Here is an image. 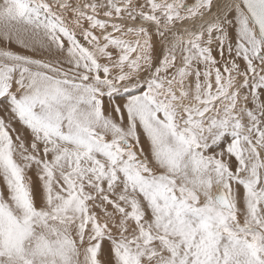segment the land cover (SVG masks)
<instances>
[{"label":"bare ground","instance_id":"obj_1","mask_svg":"<svg viewBox=\"0 0 264 264\" xmlns=\"http://www.w3.org/2000/svg\"><path fill=\"white\" fill-rule=\"evenodd\" d=\"M24 1L25 0H0V27H1L0 28V39L1 40L4 39V40L11 41L12 39H14V37L8 36V35L15 34L14 32L18 28L10 29L8 31H4L1 29L3 28V26L6 27L7 21H13V24H16L17 18L20 16V15L18 16V13H23L26 10V6L23 5ZM74 1L77 2V4L79 3L80 6L77 5L78 7L85 8L86 10L90 9L87 6V4H85L86 2L78 1V0H74ZM226 1L222 0L223 3H226L224 8H223L224 4L221 6L220 1L218 2V4L220 5L219 8L221 10L227 9V8L230 10V12H228L230 13L228 16V20H230V22L233 21V24L235 26L232 29L235 28L234 30H238L246 35L248 39L249 47L251 45H256V42L258 39L254 40V38L252 37L251 35L252 30L250 28V24L248 23V21L245 20L241 12L237 10L234 6H228L227 4L228 2ZM188 4L189 5L187 6L191 5L190 3ZM21 6H22V9L24 10L22 12H18L17 9L21 10ZM78 7L77 9H79ZM132 10L133 9H131L130 12H133ZM217 11L219 10H216V12ZM135 12H133L132 14H134ZM133 18L137 19L136 17H133ZM124 19L125 21L124 20L123 21L126 23L127 20L126 18ZM200 19H204V18L200 17ZM146 20L150 21V19H146ZM209 23L211 22L209 21ZM195 24L197 25V23ZM130 25L132 24L130 23ZM145 26L144 28L147 29L146 33L148 35V32L150 31V30L148 31V28L152 29V26L150 27L147 26V28ZM169 27H173V29H167ZM28 28L26 29L28 30ZM37 29L41 31H38ZM165 29L167 32H170V33L169 34L167 33L166 35H162L160 39L158 40L153 37V34L152 35L149 34L150 40L148 42L149 43L153 42L155 47H160V48H162L161 46L163 43H168L170 45L168 44L167 45L171 47L175 43L177 44V46L179 44L182 45L181 43H183V39H182L183 37L181 38L182 36L181 31H183L184 29H182L180 23H173L172 25L170 23V25L167 26ZM47 31L48 30L46 29V25L39 22V25H36V27H34V25L32 26L31 30H29V33L32 32L33 33L32 36L34 37L38 32H42L43 35L44 34L47 35L46 33ZM104 31L98 30V32L100 33H104ZM149 33H152V31ZM45 35L43 36L44 38H42L43 40L42 39L40 40V38H38L41 44L39 45L35 44L33 48H31L30 46H27L31 48L29 52L34 55V56L33 55L30 56L32 57L33 60L29 64L30 66L33 67L34 70L30 71L26 67V63L16 64V63L11 62L8 58H4V56H0V83L2 84L1 80H4L6 84L10 83L12 86H15L17 88V91L15 90L16 94H12V97L13 99L14 97L15 98L19 97L20 99H17V98L16 99L22 101V102L18 101L17 103L19 105L15 104L13 107H10V106L13 104L14 100L8 101L10 103L9 111H6L5 109L6 107H3V103L4 105L9 104L7 100L0 102V197L3 198L2 201L6 200L5 202H7V205H5L0 200V216L3 217L2 218L3 221L0 225V228L4 226V231L0 229V264H10L13 261L11 260L10 262L9 260L14 259L16 257L24 258V259L29 258L30 264H91L89 261L90 255H89L88 250L85 248H82L81 250L82 253H81L78 248L79 245L77 244H79V242H82V243L85 242V239H87L89 236H92L94 238L95 235H98L95 232H102L104 233L105 236L107 235V237L110 238L107 241L112 242L113 243L112 245L115 246V247H112L114 251L111 249V247L107 248V246H105L106 251L111 250L113 253H115L116 252L115 249H118L122 251L123 254L126 255V257L130 258V262H132L133 260H135V258H137V260L140 261V264H144V262L147 261V259L149 260L151 258V261L147 264H161L163 263V261H165L164 264H189L188 261L186 260V253L182 252V249L179 247L185 248L186 246L188 247L190 246V243L193 242L191 240L195 238L194 236V238H192L190 242L188 240L193 231L190 232V230L184 229L182 225L178 226L180 219L176 215L169 214V207L171 208V204H167L168 202L165 205L163 204L166 207L163 209L161 213V217H160L159 211L152 210L150 211V214H149L151 222H148L149 220L146 218H140L138 215V212L142 211L143 209L136 208L137 207L136 203L135 201H133L134 198L140 197L138 196V194H140V191H138L137 192L138 194L135 195L134 193H136V188H137L136 185L131 184V186L128 188L127 187L128 184L125 185V183H128V179H130V177L132 179L133 178L136 179L135 174L142 173L145 171V169L146 170L154 169V171L157 172L160 167L161 169L164 167L166 170V168H168L167 162L171 159V161H169L168 164H170L171 162H174L175 164L176 162L182 164V171L181 172L177 171L178 173L177 177L181 178L182 181H184L186 185L188 186L191 185L195 187V189L197 190V193L200 196V201L201 199L202 200L205 199L204 201L207 202V199L209 200L211 196H212L211 199H214L215 193L219 191L220 189H224L230 201L232 210H233V206H232V203H231L226 187L225 186L222 187V185H219L221 187L216 189V191L214 192L212 191L213 193H211L209 192L208 189L206 190L203 188L202 186L203 184L201 185V183H199L200 181H202L200 180V178H199L200 181L197 180L198 181L197 182L196 179L198 178L195 179L193 176H191L192 171H194L195 173L196 169L198 173L199 169L197 167L198 166L197 162H200V161L196 160L197 161L196 162L195 159L192 157V155L185 154L186 152L185 153L183 152L185 154V155L183 154L184 156L182 157L180 156L182 154L183 147L181 146V143L179 144V142H181L179 141V138H180L179 134L174 133L175 134L173 135L174 138L173 140H171L170 137H168L169 135L167 136L164 134L161 135L160 131H155V133L157 132L159 133L158 135H154L153 130L151 132L149 131L153 126H150V124H148L149 122H147L149 119L148 115L151 116L152 118L153 117L152 112L154 111L153 109L158 108L156 106L157 102L156 101L151 102L150 97H149L150 99L149 100L147 97H144V96L142 97V95L138 93L140 97H137L139 98L137 99L134 97V92H132L131 95L133 97L130 96V93L128 96H130L131 98L127 96L130 99L135 98V100L132 101L130 99L129 100L126 99L127 94L124 92L125 90L122 92L120 91V92L122 94L123 92L124 94H126L124 96V99L126 100H122L120 98L121 96H119L118 94H121V93L115 92V93L110 94L109 98L111 99V101L117 100V102H120L119 99H121V103H123V101L125 102L124 105L126 106L128 105V107L132 105L134 107L133 108L131 106L133 109L131 108L132 110L129 109L127 111L126 110L127 107L125 106L126 111L121 116V119H118L116 122L115 121L112 122L113 120H111L112 118L109 117L108 114H107L108 117L105 118V120H103L100 117V114L102 113L101 110L103 109L102 107L103 102H101V104L97 103L99 105H96V106L93 105L92 103L94 108L91 107L90 110H88V108L86 107L85 102H84L85 104L77 102V101H80L81 99L76 98V94L80 91L81 93L82 91L84 92V90H86L87 87L82 86V85L78 87L74 83L67 82V79L75 81V78L72 77V75H77L78 77L83 76V78H85L88 76V74H86L85 72H81L79 70H72V69L70 70L69 73L64 72L61 66L62 61L59 59L53 58L52 60H50L49 58H46L49 61L47 60L44 61V60H40L42 59L40 58L38 61V58L35 57L34 53H41V51H43L44 49H54V50L57 49L55 46H53V43L49 41L48 37H46ZM180 40H182L181 43H180ZM13 45H14L13 47H15V44ZM150 46L152 47L151 44ZM177 46H175V48ZM21 47H26V46L22 45ZM151 47H148V48H151ZM180 47L181 46H178L177 49H174V52L175 50H180L181 49ZM35 49L37 50L39 49L38 50L39 52H36ZM16 51H20L18 47L16 48ZM99 55L100 54H98V56ZM247 59L245 62H247ZM250 60L252 61L251 57H250ZM52 61L53 62L56 61V63H53ZM249 62L246 63V67ZM178 64L179 63L176 62L175 66H178ZM179 66H181V64H179ZM6 67L12 68L11 69L12 71L10 72L11 73L10 77L8 76L6 77L2 73V70H5ZM129 68L131 69V66ZM138 69L140 70V73L142 71V74H143L144 66ZM187 70L188 69L186 70L184 69L182 70L180 75L179 74H176V75L178 76L185 75ZM93 72L95 73L94 77L97 78L99 71L95 70ZM174 74H175V71H169L166 76L171 78L174 76ZM141 76H144V75H141ZM92 78H87L85 80L86 83L89 82ZM64 79H66L65 80L66 82L63 83ZM177 79L180 80L179 77ZM175 81L180 91H178L174 87L176 91V96H177L174 100H177V99L181 100L182 98H184L185 101H190L191 107L196 110L195 112L205 111L206 113H209L208 118H205L207 119V121H206V125L204 124L205 125L204 128L206 130H211L209 131V133H212L214 136L215 134H219V132L222 133V135L220 134L217 135V137L214 138V140L212 139L213 141H211V142H214L215 144V146L213 144L214 148L212 147L213 149L211 151L213 153L211 155H213L215 152L214 155L215 156L220 155L221 156L220 159L219 157L217 159L215 158L209 159V158H213L212 156L208 157L206 155L210 153V147L203 146V148H200V149H203L206 152L208 151L205 154V157L206 156L208 157L206 159L209 162L211 160L212 163L220 165V166H224V167L229 166L230 163H232V161H230V158H236L234 157L236 155L237 157L242 156L241 148L242 147L244 148V145H246L247 142H249L250 144L251 142L254 141L253 151L252 149L249 151L251 154H249L248 152L245 153V155H247V158L250 159L247 162L248 165H246L247 163L242 159L241 164H244L245 167H243L242 165L241 168H243L244 170L243 172L246 173V175L249 173L250 174L255 173L257 168L254 169V167H255V164L258 167L257 162L259 161L263 169L262 170L258 169V170L260 171V173L261 171L264 172V142L255 141L256 137L264 136V101H263V98L262 99L259 98L261 91H264V89L262 88L263 90L261 89L259 92H256L257 100L260 99V101H254V102L249 103L248 101L249 97H251L252 95L243 96L244 99L242 100L243 102L241 104L238 105L237 103L238 101H235V102L234 101H223V105L220 102L222 106V108H220L219 105L214 106L213 105L214 103H212L213 101H216L217 99L215 98L217 96H220V94L222 93L221 91L217 90L218 87L211 86L207 89V88H204V85H201V86H198L199 88L198 89L197 86L196 87L187 86L185 82L184 83L186 84V86H184L185 84L182 86L180 82H178V80H175ZM88 84H90V82ZM100 84L102 86H106L105 82L100 81ZM186 87H188V90L186 89ZM215 87L217 91L215 90ZM148 90H149L148 93H150L151 90L150 89ZM145 91L142 90L140 92H145ZM241 91H240V94H241ZM5 92L3 91L0 92V96L2 94L3 97H6L4 95ZM247 93L248 92L246 91L245 94ZM146 94L144 93V95ZM197 94L199 95V97ZM87 95H90V94H87ZM105 98H108V97H105ZM102 99L103 97L100 100L102 101ZM85 100H82V102ZM129 101H131L130 102L131 105ZM135 101H142L143 104L148 106V109H146L145 107L144 108L142 107V109L137 110V106H134ZM211 103L214 106L213 108L211 107L212 105L210 106ZM203 104L205 106H203ZM111 105L112 103L106 106H111ZM197 105H200L203 108L199 109L198 107L200 106L196 108ZM150 107L152 108V110H150ZM138 108H141V107H138ZM150 112L152 115H150ZM151 121L153 122V120ZM110 123H112L113 125L115 124V125L113 126ZM254 124L255 126H253ZM228 125L240 126L243 129L242 131L249 132L250 136L245 138L242 135L238 137L237 134L234 135L233 132L227 131V133L225 132L223 133L222 132L223 128ZM250 125H251V129H249L248 127ZM111 126L116 128V130H118L122 134L124 132L128 134L129 137H132L130 139L133 145H134V142L135 143L137 142L136 144H138L139 147L137 148L134 145L136 148L135 151L137 154L140 155L139 157L142 160L145 159L147 163L146 166H144L143 164L144 167H141L140 169L138 168L139 170H141L140 172L134 173V170H132L131 172L129 168H125L126 166H124L123 164L127 160H129L128 156L130 155L124 156V154H127V153H125V151L119 147L120 145L118 146L117 142L113 143L114 141L112 142L111 140L109 143V138L111 139L112 135L117 134L115 132L112 134L113 130L109 128ZM155 127L156 125L154 126V128ZM157 127L160 128L161 125L158 124ZM208 137L211 138L213 136L212 135L211 137L209 135L202 136L203 138L202 140L205 141L206 139H209ZM115 138H116V135H115ZM227 140H230V143H226ZM223 143H225V146H222ZM215 149L216 150L220 149V150L213 151ZM148 153L151 157L147 155ZM176 153H178L179 155H177ZM137 154L135 155V157L138 156ZM194 155L196 156L199 154H194ZM202 156H199V157H202ZM222 157L224 159H221ZM179 158H181L180 159L181 162H179ZM96 162L97 163L101 162V163L98 165L96 164ZM200 163L202 164V162ZM174 166H169V167H170V170L173 169L175 172L176 168H174ZM195 166L197 167L196 169H194ZM231 166L233 167L232 164ZM107 168L108 169L112 168V170L104 171ZM173 170L171 171L173 172ZM162 171L164 172V170ZM199 173L201 175L203 174L201 173V171ZM210 175L212 177V174ZM262 176L264 177V173L261 175V177ZM141 178H144L143 174ZM151 178L153 180V177ZM192 179L195 181H192ZM139 180L140 182H142V184H143V181H145L140 178ZM195 182L197 183L198 186L196 185ZM153 183L154 181L152 182L151 186L153 185ZM134 186L136 188H134ZM262 186L264 188V183H262ZM146 187L148 188V186ZM211 189L212 188H210V190ZM96 190L98 191V194L94 195L92 192ZM261 191H264V190L262 189ZM111 195L117 198H120L121 196H126L125 198L121 199L122 200L121 202L127 199H130L132 200L130 202V205L132 207L129 209L125 207L124 204H120V203L117 204L116 202H114L116 203L118 207L114 209L112 208L106 209L107 211L106 210L98 211L100 210L99 202L103 201V202L109 203L110 201H113L112 199L114 198H112L113 196L111 197ZM147 196H149V194H147ZM176 196H177V199L179 200L178 206L181 207L179 211L180 217L183 214V215H188V217L191 216V219H192L194 217L192 216L193 213H198L199 215H197V217L199 218L205 217L207 214H209L210 216V213H206L204 211H195V212L189 211L185 207L183 196H181L180 194H177ZM259 198H260V195H259ZM138 199H141V198H138ZM262 200L264 204V197L262 198ZM151 201L154 202L153 200ZM158 201H160V199L157 200V202ZM254 201L259 203L258 198L254 199ZM157 202H156V205H157ZM80 207H81V210L79 211L78 208ZM246 208H248V205L244 207H239L240 211L242 210V217L244 216L247 220L257 223L258 225L262 226V228H264V206L262 210L263 214H259V212L254 208L252 204H251L250 210L248 208V211H247ZM96 211H98L100 214L107 213L108 211H112L110 213L111 222L107 221L105 219L106 217L105 218L99 217L96 219V217L94 216L95 218H93V215H97L98 213ZM112 215L116 218H114ZM119 216L120 217L125 216V217H123L124 218L123 220H120V218H117ZM170 217H172L174 220L176 219V223H175L177 226L176 229H172L162 223L164 219H168ZM116 220H118L117 221L118 224H115ZM213 220L211 221L213 222ZM189 221L190 220L183 221L184 225L186 226L187 223H189ZM158 223L165 228L171 229L169 231V234L171 235L169 239L171 243L170 247H167L163 243V241L156 236ZM205 226H209V225L205 224ZM215 227L212 229L213 231H215L214 230ZM118 231H119V234L114 235L115 233H118ZM214 233L217 234V232H214ZM165 235H168V234H165ZM186 239L188 240L189 245L187 244ZM124 240H127V244L124 242ZM235 241H237V239ZM195 242H197V240ZM192 245H195V244H192ZM194 247L197 250L196 245ZM194 247H192V249ZM244 247L242 250L245 249ZM250 249L247 250L249 251L248 253L251 252ZM193 251H195V249H193ZM175 252L179 253L180 254L179 256H181L180 263L177 262L178 256ZM202 255H199V256H202ZM113 258L114 257H112V261H111L112 264L116 263L115 261H113L116 259L115 258L113 259ZM242 258L244 257H241V259ZM8 261L10 263H8ZM102 261L100 263H104ZM107 263L108 262L104 264H107ZM257 263L258 261L256 262V264ZM202 264H204V262Z\"/></svg>","mask_w":264,"mask_h":264},{"label":"rangeland","instance_id":"obj_2","mask_svg":"<svg viewBox=\"0 0 264 264\" xmlns=\"http://www.w3.org/2000/svg\"><path fill=\"white\" fill-rule=\"evenodd\" d=\"M78 1L86 2L85 4H87V6L90 9L86 10L85 8L78 7L80 6L79 3L77 4V2H75L74 0L73 1L72 0H25L23 5L26 6V10L23 13H18V16L19 15L20 16L17 18L16 24H13V21H7L6 27L3 26V28L1 29L4 31H8L10 29L18 28L19 30L17 29L14 32L15 34L8 35V36L14 37V39H12L11 41L0 39V56H4V58H8L11 62L16 63V64L26 63V67L30 71L34 70L33 67L29 65L31 61L33 60L32 57H30L33 54L30 53L29 51L31 50V48L34 47L35 44L37 45L41 44L38 38H40L41 40L42 38H44L43 36L45 34L43 35L42 32H38L35 35L36 37L35 36L33 37L32 36L33 33L32 32L29 33V30H31L33 25L34 27H36V25H39V22H41L42 24L46 25V29L48 30L46 32L47 35L45 36L48 37L49 41H51L53 43V46H55L57 49L56 50L44 49L43 51H41V53H34L35 57L38 58V61L40 58H42L40 60H44V61L47 60L46 58H49L50 60H52L53 58L59 59L62 61L61 66L64 72L69 73L70 70L72 69V70H79L81 72H85L86 74H88V76L85 78H83V76L78 77L77 75H72V77L75 78V81L67 79V82L74 83L78 87L82 85L88 88L84 90L85 93L83 91L81 93L80 91L76 94V98L81 99L80 101H77V102L79 103L85 102L86 104L85 103L84 104L86 105L88 110H90L91 107L94 108L93 105L96 106V105H99L97 103L101 104V102H103L102 103L103 109L101 110L102 113L100 114V117L103 120H105V118H107L109 115V117L112 118L111 120H113L112 122L114 121L116 122L118 119H121V116L126 110L128 111L129 109L132 110L134 108L130 103L131 101H129V103L133 108L131 106L128 107V105L127 106L124 105L125 103L124 101L123 103H121V99L129 100L131 98L130 96H132L131 95L132 92H134L135 98L140 97V95H138L139 93L142 95V97L144 96V97H147L148 99L150 97L151 100L150 99L149 100L151 102L156 101L157 102L156 106L158 108L155 107L156 109H153L154 110L153 112L151 111L153 113V117L151 118V116L148 115L149 119L147 122H149L148 124H150V126H153L149 131L151 132L153 130L154 135L159 134L158 132L155 133V131H160L161 135L162 134L166 136L169 135L168 137H170L171 140H173L174 138L173 135L179 134L180 136L179 141H181L179 142V144L181 143V146L183 147L182 154L180 156L182 157L185 154H190L195 159V161L199 160L200 162H202L201 164L200 162L196 161L198 163V166H197L199 169L198 173L201 171V173L203 174L202 175L200 173L198 174L197 169H196L197 167L195 166L194 169H196V171L195 173L194 171H192L191 176H193L195 179L198 178L196 179V181L202 180L199 183H201V185L203 184L202 185L203 188L206 190L208 189L209 192L211 193H213L214 191H216V189L221 187L219 185H222V187L225 186L228 191V194H229L232 206H233V210H228L224 207H221L214 199H211L212 196L211 198H209L210 201L208 199H207V202L204 201L205 199L203 200L201 199L200 201V196L197 193V190L195 189V187L191 185L189 186L186 185L184 181H182L181 178L177 177V174H178L177 171L178 172L182 171V164L178 162H176V164L174 162H171L170 164H168V162L171 161V159L167 162L168 168H166V170L164 167L162 169L160 167L157 172H155L154 169L153 170L147 169L148 171L145 169L146 172L144 171L142 173H137L141 171L139 170L141 167H144L147 164L145 159L142 160L139 157L140 155L137 154L135 151L136 150L135 146L137 148L139 147L138 144H136L137 142L136 143L134 142V145H135L134 146L130 139L132 137H129V135L124 132L122 134L121 132L116 130V128L113 127L115 124L113 125L112 123H110L113 125L109 127L113 130V131L111 130L112 134L114 132L117 134L112 135L111 139L109 138V143L111 140L112 142L114 141L113 143L117 142L118 146L120 145L119 147L122 148L125 151V153H127V154H124V156L130 155L128 156L129 160L125 162L126 165L125 163L123 165L126 166L125 168H129L131 172L132 170H134V173H137L135 174L136 179L135 178L132 179L130 177V179H128V183H125V185L128 184L127 185L128 188L131 186V184L136 185L137 188L134 186V188H136V193H134L135 195H137L138 194L137 192L140 191V194H138V196L140 197L138 198H141L143 200L138 199V198L133 199V201H135L136 203V206H137L136 208L143 209L142 211L138 212L139 217L146 218L149 220L148 222H151L150 215H149L150 211L152 210L159 211L160 217H161V213L163 209L166 207L164 205L167 202H168L167 204H171V208L169 207V214L176 215L179 217L180 220H179L178 226L182 225L184 229L190 230V232L193 231L191 233V236L189 234L190 236V238L188 239L189 242L195 236V238L191 240L193 242H191L189 246L191 249L188 246H186L185 248L179 247L182 249V252L186 253V260L188 261L189 264H202L203 262L204 264H238V263L256 264L257 261H258L257 264H264V230H263L264 228H262V226L258 225L257 223L247 220L244 216L242 217V210L240 211L239 209V207H244L248 205V208L250 210L251 204H252L254 208L259 212V214H263L262 210H263L264 204H263L262 198L264 197V191H261V190L262 189L264 190L262 186V183H264V177L263 176L261 177V175L264 172L261 171L262 173L261 174L260 171L258 170V169L260 170L263 169L262 165L258 161L257 162L258 167L256 166V164L254 167V169L257 168L258 171L256 170L257 172L255 171V173H251V174L249 173L250 176L249 174L246 175V173L243 172L244 171L243 168H241L242 165L243 167H245L244 164H241L242 159L246 163L250 160L247 158V155H245V153L248 152L249 154H251L249 151L251 149L253 151L254 141L251 142L250 144L249 142H247L246 145H244V148L243 147L241 148L242 156L237 157L236 155L234 156L236 158H230V161H232V163H230L229 166H225V167L220 166V165L212 163L211 160L209 162L206 159L208 157H211V156L213 157L209 159H214V158L217 159L218 157L220 159L221 157L220 155L215 156L214 155L215 152L213 155H211L213 153L211 150L214 148L213 147L214 142H211V141H213L214 138L217 137V135L219 134L222 135V133L219 132V134H215L214 136L212 133H209V131L211 130H206L204 128V126L206 125V121H207V119L205 118H208L209 113H206L205 111L195 112L196 110L191 107L190 101H185L184 98H182L181 100H178V99L174 100L177 97L175 88L178 91H180L175 81V80H178V82H180L182 86L186 83L187 86H194V87L197 86V88L198 86H201V85H204V88H207V89L211 86L218 87L217 90L221 91L222 93L220 94V96H217L215 98L217 100L213 101L212 103H214L213 104L214 106L219 105L220 108H222L221 103L223 105V101H234V102L238 101L237 102L238 105L241 104L243 102L242 100L244 99L243 96L252 95L251 97H249V100H248L249 103L254 102V101H260V99L257 100L256 92H259L262 88L264 89V59H263L264 44L261 38L258 35H256L255 32H253L254 30L253 24L248 19L247 15L238 7V5H236L233 2L231 3V0H228V1L225 0L226 2H228L227 3L228 6H234L237 10L241 12L242 16L250 24V28L252 30L251 31L252 37L254 38V40L258 39L257 40L258 44L256 42V45H251L250 47H249V43H248V39L246 35L238 30H234L235 28L232 29L235 26L233 24V21L230 22V20H228V16L230 14L228 12H230V10L228 8L223 9V10L219 8L220 6L218 4L219 1H220L221 6L224 4L223 8L226 5V3H223L222 0H107V1L106 0H78ZM188 3H190L191 5L187 6L189 5ZM77 7L79 9H77ZM131 9H133L132 10L133 12L135 11L136 12L132 14L133 12H130ZM23 10L24 9H22V6H21V10L17 9L18 12H22ZM216 10H219V11L216 12ZM215 12L217 15L215 14ZM211 15L212 16L214 15L215 17L213 16L212 18ZM133 17H136L137 19ZM200 17L204 18L205 20L200 19ZM124 18H126L127 20L126 23L127 22L129 23L131 21L130 23L132 25H130V23L129 25L128 23L126 25V23L124 22L125 21ZM131 18L134 20H132ZM211 18L213 19V21ZM146 19H150L151 22L147 21ZM208 20L211 23H209ZM170 23L171 25L173 23H180L182 29H184L183 31H181L182 33L181 38L183 37L182 38L183 43H181L182 40H180V43L182 45L179 44L178 46H181L180 47L181 49L175 50L176 53L174 52V49H177L178 47L176 43H175L176 45L173 43L175 46H177L176 48L173 44H171L173 45L172 47L168 46L170 45L168 43H163L161 46L162 48H160V47H155L153 42L152 43L148 42L150 40L149 34L151 35L153 34V37L156 38L157 40L160 39L162 35H166L167 33L169 34L170 32H167L165 28L169 26ZM195 23H197V25ZM147 24L148 25L150 24V25L148 26ZM144 26L146 28L147 26L148 27L152 26V29L148 28V31L150 30L149 32L152 31V33L148 32V35H147L146 33L147 29H145ZM26 28H28V30ZM167 29H173V27H169ZM98 30H103V31L105 30V31L104 33H100L98 32ZM38 31H41V30H38ZM13 44H15V47L16 48L18 47L20 51H16V48L13 47L14 46ZM150 44L152 45V47L150 46ZM22 45L26 47H21ZM27 46H30L31 48ZM147 46L151 48H148ZM38 50L35 49L36 52H39ZM98 54L100 55L98 56ZM250 57L252 61L250 60ZM246 59H247V62L250 61L247 67H246L247 62H245ZM176 62L181 64V66H179V64L178 66H175ZM53 63H56V61H54ZM128 65L131 66V69L129 68L130 66ZM143 66H144V72L142 74V71L140 73V70L138 68L143 67ZM11 69L12 68L10 67H6L5 70H2L3 75L6 77L7 76L10 77L11 76L10 72L12 71ZM184 69L185 70L188 69V70L186 71L185 75H181L183 77L176 75V74L180 75L182 70ZM95 70L99 71L97 78L94 77L95 73L93 71ZM169 71H175L174 76L171 78L166 76ZM139 74L144 75V76H141ZM176 77L177 78L179 77L180 80L177 79ZM87 78H92L89 81L90 84H88L89 82L86 83L85 80ZM65 80L66 79L63 80V83L66 82ZM3 81L4 80H1L2 84L0 83V92L6 91L5 92L6 94L4 93L6 97H3V95L1 94L0 102L6 101V100L7 102L14 100L11 106L9 102H8L9 104L7 105L6 104L4 105L3 103V107H6L5 108L6 111H9L10 109L9 106L13 107L15 104L17 105L18 104L17 102L20 101L17 99H20V98L16 97L17 98L16 99L14 97L13 99L12 94H16L17 88L15 86H12L10 83L6 84L5 81L4 83ZM100 81L105 82L106 86H102L100 84ZM186 84L184 86H186ZM216 87H215V90H216ZM148 89L151 90L150 92L151 94L148 93L149 91ZM186 89L188 90V87H186ZM142 90L145 92H140ZM120 91L121 92L124 91L127 95L124 94V92L122 94ZM240 91H241V94H240ZM244 91L245 92L247 91L249 94L248 93L245 94ZM115 92L122 94V95L118 94L119 96H121L120 97L121 99H119L120 102H117V100H112L113 101L112 102L111 99L109 98L110 94L115 93ZM129 93H130V96H128ZM144 93L146 95H144ZM261 93H260L259 98L261 99L263 98V101H264V91H261ZM87 94H90V95H87ZM125 95H126V99H124ZM154 95L156 96V98ZM7 96L9 97L10 100L8 99ZM127 96L130 98H128ZM102 97L103 99L101 101L100 99ZM105 97H108V98H105ZM135 98L134 99L132 98L130 100L133 101L135 100ZM82 100H85V101L82 102ZM108 100H110L111 102ZM111 103H112L111 106H106V105H110ZM212 103L210 104V106L212 105ZM142 104H143L142 101H135L134 106H137V110L142 109V107L143 108L145 107L146 109H148L147 105L143 104L142 106ZM213 105L211 106L212 108L214 107ZM125 106L127 107V109ZM198 106L200 105H197L196 108ZM203 106L205 105L203 104ZM138 107H141V108H138ZM198 108L202 109L203 107L200 106ZM150 110H152L151 107H150ZM151 112H150V115H152ZM151 120H153V122ZM154 124L156 125L155 128H154L155 126ZM158 124L161 125L160 128L157 127ZM253 126H255V124ZM248 127L249 129H251V125ZM242 130L243 129L240 126L228 125L223 128L222 132L223 133L224 132L227 133V131L233 132L234 135L237 134L238 137H240V135L244 136L245 138L250 136L249 132L242 131ZM115 135H116V138H115ZM208 135L210 137L212 135L213 137L211 138L208 137L210 140L206 139L205 140L206 142L202 140L203 139L202 136H208ZM255 141L264 142V136L256 137ZM182 142L184 143L185 146L183 145ZM226 143H230V140H227ZM203 146L210 147V153H209L210 155L206 154L208 151L206 152L203 149H200V148H203ZM222 146H225V143H223ZM220 149H217V150H220ZM217 150L215 149L213 151H217ZM200 151H202L203 153ZM183 152L184 153L186 152V153L184 154ZM136 154L138 155L137 157H135ZM176 154L179 155L178 153ZM194 154H199V155L195 156ZM205 154L208 157L207 156L205 157ZM147 155L150 156L149 153ZM199 156H202L204 159ZM180 159L181 158H179V162H181ZM221 159H224V158L222 157ZM100 163L96 162V164L98 165ZM231 164L233 165L234 168L231 166ZM246 165H248V163ZM169 166H174V168H176L175 169L176 171L174 172V170L171 169L173 170L172 172ZM111 170L112 168L111 169L107 168L104 171H111ZM162 170H164V172ZM139 174L141 176L143 174L144 178H141ZM210 174H212V177ZM151 177H153V180ZM139 178L145 180L146 182L142 180L143 181V184H142ZM193 179L192 181H195ZM153 181L155 184L153 183V185L151 186ZM146 186H148V188ZM210 188H212L213 190L212 189L210 190ZM92 193L96 195L98 194V191L96 190ZM147 194H149V196H147ZM177 194H180L181 196H183L186 209H188L191 212L192 211L193 212L204 211L206 213H210V216L209 214L207 215L205 214L206 218L205 217L199 218L197 217V215H199L198 213H193L194 215L192 214V216L194 217L192 219H191V216L188 217V215H183V214L180 217L179 211L181 207L178 206L179 200L177 199V196H176ZM258 194L260 195L261 199L259 198ZM112 196L113 195H111V197ZM125 197L126 196H121L120 198H117L113 196L112 197L114 198L112 199L113 201H110L109 203H106L103 201L99 202L100 210L98 211L106 210L110 208L114 209L118 207L116 203L124 204L125 207L130 209L132 207L130 205V202L132 200L127 199L121 202L122 201L121 199ZM0 198H1L0 200L2 201L3 198L2 197ZM257 198L259 199V203L254 201V199H257ZM159 199L160 201L157 202V200ZM151 200H153L154 202H152ZM5 201L6 200H3L2 202L5 205H7V202ZM141 201L142 202L144 201V202L142 203ZM155 201L157 202V205ZM160 202L162 203V205ZM153 206L155 209L153 208ZM248 208H246L247 211H248ZM78 210L80 211L81 207L78 208ZM111 212L112 211H108L107 213H101V214L98 212L97 215H93V218L96 217L97 219L99 217L100 218L106 217L105 219L111 222V214H110ZM184 216L186 217V219ZM123 217L119 216L117 218H120V220H123L124 219ZM212 217L214 218V220ZM2 218L3 217L0 216V225L3 221ZM185 220H190L189 221L190 224L187 223V225L185 226L183 223V221ZM211 220H213V222ZM117 221L118 220H116V222L114 221L115 224H118ZM210 221L212 222V224ZM162 223L172 229L177 228L175 224L176 219L174 220L172 217L168 219H164ZM205 224L209 226H205ZM214 227H215L214 229L215 231L212 230ZM0 229L4 231V226ZM170 230L171 229L165 228L159 223L157 224L156 236L160 238L167 247L171 246V243L169 241L170 236H171L169 234ZM214 232H217V234ZM95 233H97L98 235H95L94 238L92 236H89L87 239H85V242L83 243L79 242V244H77L79 245L78 248L81 253H82L81 251L82 248H85L88 250L89 255H90L89 261L91 264H104L106 262H108L107 264H112L111 262L112 257L116 259V260H113L116 262L114 264H140V261H138L137 258H135V260L130 262V258L126 257V255L123 254V252L118 249H115L116 250L115 253H113L111 250L106 251L105 246H107V248L111 247L112 250H113L112 247H115V246L112 245L113 244L112 242L107 241L110 238L107 237V235L105 236L104 233L102 232H95ZM116 234H119V231L118 233H115L114 235ZM165 234H168V235H165ZM236 239L237 241H235ZM188 240L186 242L189 245ZM194 240L195 241L197 240L198 243L195 242ZM232 240L237 243L233 242ZM124 242L127 244V240H124ZM192 244L196 245L197 250L194 247L195 245H192ZM191 246L194 247L193 249H195L196 252L193 251ZM243 247L245 248L244 249L245 251L242 250ZM249 249L251 251L250 253H248L249 251H247ZM176 254L178 256L177 262L180 263L181 256H179L180 255L179 253H176ZM199 255H202V256H199ZM241 257H244V258L241 259ZM253 257L255 260L253 259ZM107 258H109L110 261ZM28 259L29 258L24 259V258L16 257L14 259L9 260L10 262L11 260L13 262L10 263L8 261V263L10 264H25V263L30 264L29 262L30 259L29 260ZM234 260L237 262H235ZM101 261L104 263H100ZM150 261H151V258L149 260L147 259V261H145L144 264H147ZM164 263L165 261H163V263L161 264H164Z\"/></svg>","mask_w":264,"mask_h":264},{"label":"water","instance_id":"obj_3","mask_svg":"<svg viewBox=\"0 0 264 264\" xmlns=\"http://www.w3.org/2000/svg\"><path fill=\"white\" fill-rule=\"evenodd\" d=\"M247 15L253 24V29L264 44V0H231ZM264 59V56H263ZM215 201L228 210H232L230 201L224 191L220 189L215 193Z\"/></svg>","mask_w":264,"mask_h":264}]
</instances>
